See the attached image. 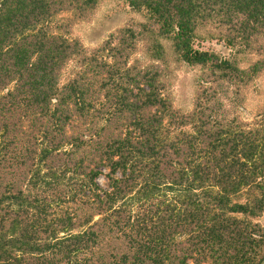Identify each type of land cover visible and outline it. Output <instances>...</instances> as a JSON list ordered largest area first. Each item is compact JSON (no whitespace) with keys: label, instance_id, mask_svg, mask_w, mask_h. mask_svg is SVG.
<instances>
[{"label":"trees","instance_id":"obj_1","mask_svg":"<svg viewBox=\"0 0 264 264\" xmlns=\"http://www.w3.org/2000/svg\"><path fill=\"white\" fill-rule=\"evenodd\" d=\"M100 1L0 0V264H264V0H126L90 48L59 14ZM169 54L205 71L190 110Z\"/></svg>","mask_w":264,"mask_h":264},{"label":"rangeland","instance_id":"obj_2","mask_svg":"<svg viewBox=\"0 0 264 264\" xmlns=\"http://www.w3.org/2000/svg\"><path fill=\"white\" fill-rule=\"evenodd\" d=\"M59 16L69 25L67 34L72 37H79L83 44L90 48L100 44L112 30L119 28V26L143 18L141 13L133 10L126 0H101L96 10L88 18L73 17L71 11H63ZM206 30L205 28L200 30L195 39V46L215 50L222 55H229L231 48L225 44L224 40L210 37ZM165 42L171 51L170 41L165 40ZM140 55L139 50L135 52L131 57V62L136 56ZM73 64V62H70L66 66L62 76L63 79L72 74ZM242 64L245 65L246 61H243ZM163 67L164 91L170 96L172 104L183 110L192 109L200 85L198 78L205 74L204 69L199 65L177 60L173 54H169V59L163 63ZM258 81L262 91L257 92L251 86L243 110L240 111L241 115L248 120L261 117L258 112L264 106V75L260 76ZM104 170L107 169L104 168ZM98 180L102 186L107 187V178L104 174H101ZM261 220L264 222V216L261 217Z\"/></svg>","mask_w":264,"mask_h":264}]
</instances>
